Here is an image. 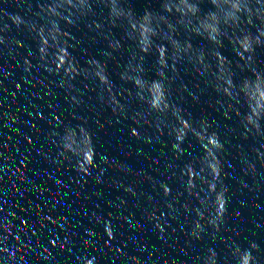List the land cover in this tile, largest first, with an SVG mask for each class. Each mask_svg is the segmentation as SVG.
Wrapping results in <instances>:
<instances>
[{
    "label": "water",
    "instance_id": "1",
    "mask_svg": "<svg viewBox=\"0 0 264 264\" xmlns=\"http://www.w3.org/2000/svg\"><path fill=\"white\" fill-rule=\"evenodd\" d=\"M0 264H264V0H0Z\"/></svg>",
    "mask_w": 264,
    "mask_h": 264
}]
</instances>
